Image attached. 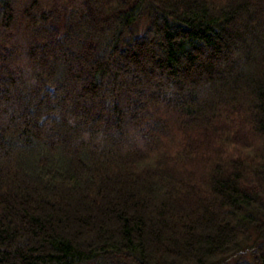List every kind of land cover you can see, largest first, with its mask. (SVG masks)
<instances>
[{
    "label": "trees",
    "instance_id": "trees-1",
    "mask_svg": "<svg viewBox=\"0 0 264 264\" xmlns=\"http://www.w3.org/2000/svg\"><path fill=\"white\" fill-rule=\"evenodd\" d=\"M0 264H264V0H0Z\"/></svg>",
    "mask_w": 264,
    "mask_h": 264
}]
</instances>
